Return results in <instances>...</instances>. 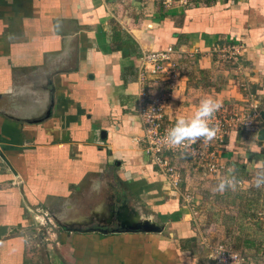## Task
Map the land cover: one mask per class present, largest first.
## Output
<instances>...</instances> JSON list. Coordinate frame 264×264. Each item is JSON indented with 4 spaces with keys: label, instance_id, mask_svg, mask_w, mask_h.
<instances>
[{
    "label": "crops",
    "instance_id": "1",
    "mask_svg": "<svg viewBox=\"0 0 264 264\" xmlns=\"http://www.w3.org/2000/svg\"><path fill=\"white\" fill-rule=\"evenodd\" d=\"M230 43L237 64L216 51ZM168 47L184 74L171 118L212 98L257 103L264 123V0H0V264H216L220 242L264 264L259 134H229L221 176L190 178L193 205L144 152L142 59ZM229 169L235 191H215Z\"/></svg>",
    "mask_w": 264,
    "mask_h": 264
},
{
    "label": "built area",
    "instance_id": "2",
    "mask_svg": "<svg viewBox=\"0 0 264 264\" xmlns=\"http://www.w3.org/2000/svg\"><path fill=\"white\" fill-rule=\"evenodd\" d=\"M158 1L164 8L175 5L188 6L194 2V0ZM216 51L221 54L222 59L237 64L244 48L240 43H230ZM179 59L180 54L174 47L149 52L143 57L136 113L143 125L145 154L151 159L158 175L163 177L173 190L177 191L187 185L188 193L184 197L191 204L194 198L187 188L190 177L199 173H202L200 180L206 176L220 177L225 170L220 150L226 144L229 134L233 131L259 134L264 130V123L260 121L259 105L249 103L243 111L232 113L224 110L215 113L210 124L217 129V134L211 142L197 140L180 149L166 146L163 137L176 123L167 111L169 100L184 76L182 71L180 72ZM211 250L216 264H254L244 253L223 242L213 244Z\"/></svg>",
    "mask_w": 264,
    "mask_h": 264
},
{
    "label": "clouds",
    "instance_id": "3",
    "mask_svg": "<svg viewBox=\"0 0 264 264\" xmlns=\"http://www.w3.org/2000/svg\"><path fill=\"white\" fill-rule=\"evenodd\" d=\"M220 108L221 104L212 98L201 100L190 119L180 118L166 131L163 137L166 146L180 149L197 140L211 142L217 134V129L210 124V121ZM253 182L257 188L264 187V167L258 170ZM237 184L234 170L229 169V174L219 180L214 190L220 193L226 190L235 191ZM97 211L102 212L103 206L98 207Z\"/></svg>",
    "mask_w": 264,
    "mask_h": 264
},
{
    "label": "rangeland",
    "instance_id": "4",
    "mask_svg": "<svg viewBox=\"0 0 264 264\" xmlns=\"http://www.w3.org/2000/svg\"><path fill=\"white\" fill-rule=\"evenodd\" d=\"M195 1V0H194ZM172 98V97H171ZM171 100V99H170ZM170 100H169V102H170ZM228 111H231L232 113H235V112H237V111H234V110H230V109H228ZM225 147H226V144L225 145H223L222 146V148H221V152H223V150H225ZM195 176H198V175H195ZM195 176H191L190 178L192 179V177H195ZM204 178H206V177H204ZM190 179V181H192ZM195 180H197V178L195 179ZM189 181V183H190V185L192 184L193 185V187L195 186L194 184H193V182H190ZM197 181H195V183H196ZM205 182V181H204ZM189 183H188V186H189ZM185 187L187 186L186 184L184 185ZM180 187V189H178L176 192H178V191H182L183 192V194L185 195L186 193H188V192H185V187ZM189 193H191L194 197H195V192L193 191V190H190V192ZM178 195H179V193H178ZM183 195V196H184ZM194 201H196L195 199H194ZM195 202H193V203H191V205H193ZM262 215L261 216H258V217H260V218H264V214L263 213H261ZM212 227V226H211ZM214 227V226H213ZM208 228H210V226L208 227ZM214 228H217L216 226L214 227ZM218 229V228H217Z\"/></svg>",
    "mask_w": 264,
    "mask_h": 264
},
{
    "label": "water",
    "instance_id": "5",
    "mask_svg": "<svg viewBox=\"0 0 264 264\" xmlns=\"http://www.w3.org/2000/svg\"><path fill=\"white\" fill-rule=\"evenodd\" d=\"M259 138H260V140H262V139H264V130H262L260 133H259ZM143 228V227H142ZM150 228H149V226H145L144 228H143V230H149Z\"/></svg>",
    "mask_w": 264,
    "mask_h": 264
}]
</instances>
